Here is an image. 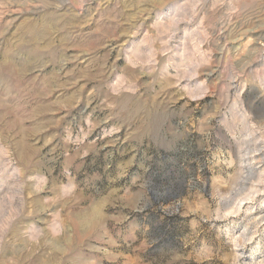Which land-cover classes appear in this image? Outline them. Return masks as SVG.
Here are the masks:
<instances>
[{
	"label": "rangeland",
	"instance_id": "1",
	"mask_svg": "<svg viewBox=\"0 0 264 264\" xmlns=\"http://www.w3.org/2000/svg\"><path fill=\"white\" fill-rule=\"evenodd\" d=\"M0 185V264H264V0H0Z\"/></svg>",
	"mask_w": 264,
	"mask_h": 264
},
{
	"label": "bare ground",
	"instance_id": "2",
	"mask_svg": "<svg viewBox=\"0 0 264 264\" xmlns=\"http://www.w3.org/2000/svg\"><path fill=\"white\" fill-rule=\"evenodd\" d=\"M241 116H242V115H241ZM241 116H240V117H241ZM243 117H245V116L243 115ZM242 119L244 120V118H242ZM245 121H246V120H245ZM256 152H257V151H256ZM247 156H248V155H247ZM0 186H1V185H0Z\"/></svg>",
	"mask_w": 264,
	"mask_h": 264
}]
</instances>
